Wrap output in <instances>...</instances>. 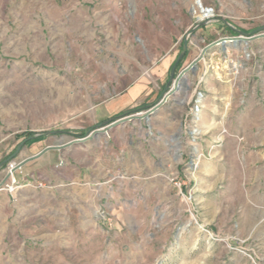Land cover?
<instances>
[{
    "label": "rangeland",
    "instance_id": "374dc122",
    "mask_svg": "<svg viewBox=\"0 0 264 264\" xmlns=\"http://www.w3.org/2000/svg\"><path fill=\"white\" fill-rule=\"evenodd\" d=\"M194 3L0 0V182L139 85L141 106L180 53L174 76L264 31V0ZM162 105L12 171L0 264H264V38L211 48Z\"/></svg>",
    "mask_w": 264,
    "mask_h": 264
},
{
    "label": "water",
    "instance_id": "95a60500",
    "mask_svg": "<svg viewBox=\"0 0 264 264\" xmlns=\"http://www.w3.org/2000/svg\"><path fill=\"white\" fill-rule=\"evenodd\" d=\"M263 27L255 29L251 34L238 31V35L235 36H226L218 38L217 40H214L208 44H206L201 50L200 53L191 60L185 67H183L175 76H174V69L177 64V61L181 58L182 53H180L172 66L171 74L168 80L167 85L165 86V91L160 95V98L151 106L147 107L143 111H137L134 113H130L127 115H122L120 117H117L116 119L106 122L105 124H102L95 129L90 130L85 136L81 138L72 139L70 141H67L63 144H54V145H47L40 151H38L35 154H32L24 159H22L15 167H13L9 173L5 176V178L0 182V188L2 187V184L5 183L7 178L9 177L10 173L14 171L15 169L21 167L25 163H27L30 160L36 159L43 155L45 152L49 150H55V149H63L64 147L72 144L80 143L88 138H90L93 135L99 134L101 131H106V129H109L111 127H114L116 125L125 123L126 121L135 120V119H148L151 115H153L155 112L158 111V109L162 106V104L169 98L170 96L174 95V93L180 88L182 82L184 81V76L189 71H194L197 63L203 58L204 54L210 50L211 48L221 45L222 48H224L225 44L228 40H231L232 42H247L258 38H264V31L262 30ZM184 48L186 47V41L183 43ZM32 139V136H29L25 138L23 141H21L15 152H18L22 146L28 141Z\"/></svg>",
    "mask_w": 264,
    "mask_h": 264
},
{
    "label": "crops",
    "instance_id": "0c3cea01",
    "mask_svg": "<svg viewBox=\"0 0 264 264\" xmlns=\"http://www.w3.org/2000/svg\"><path fill=\"white\" fill-rule=\"evenodd\" d=\"M172 65V64H171ZM169 65H167V67H165V69H162V71L159 74V78L161 79V84L162 86H156L155 90L152 92V90L147 94V96H150L148 99L146 98L145 101H143L140 105L143 106V108H146L148 106H151L157 99V97H159L160 95V91L165 89V86L168 83L169 77H170V73H167ZM144 87H142L141 85L136 86L133 90H131L130 95H129V100L127 102H110L107 103L106 105H99V109H96V111L94 112V118H95V125L94 127L98 126V125H102L112 119H114V117H117L118 115H120V113H122L123 111L127 110V109H131L133 107H135V103H133L132 98L137 95L139 93L138 89H142ZM152 92V93H151ZM190 101V97H188L185 100V103H188ZM123 103V104H122ZM170 107L168 105H162L157 112H155L152 116L155 117H162L164 113H169L170 112ZM50 151L45 152L43 155H41L40 157L30 160L27 163H25V165L30 164L36 160H38L39 158L43 157L46 154H49ZM178 163V161L176 162V164Z\"/></svg>",
    "mask_w": 264,
    "mask_h": 264
},
{
    "label": "bare ground",
    "instance_id": "6f19581e",
    "mask_svg": "<svg viewBox=\"0 0 264 264\" xmlns=\"http://www.w3.org/2000/svg\"><path fill=\"white\" fill-rule=\"evenodd\" d=\"M194 5L195 6H194V8L192 10H193V12L195 14L198 13L197 14V18L198 19H202V18L210 16L212 14V10L211 9L203 7V5L201 3V0H195ZM197 10H198V12H197ZM227 42H231V40H228ZM195 132L196 131L194 130V133Z\"/></svg>",
    "mask_w": 264,
    "mask_h": 264
},
{
    "label": "trees",
    "instance_id": "16d2710c",
    "mask_svg": "<svg viewBox=\"0 0 264 264\" xmlns=\"http://www.w3.org/2000/svg\"><path fill=\"white\" fill-rule=\"evenodd\" d=\"M179 61L180 60L177 61L176 66H178ZM173 65H174V63L171 65V68H172ZM142 109H144L143 106H139V107H134V108H131V109H127V110L123 111L122 113H120V115H118L117 117L122 116V115H127V114H130V113H134V112L140 111ZM117 117H114V119H116ZM114 119H112V120H114ZM112 120H110V121H112Z\"/></svg>",
    "mask_w": 264,
    "mask_h": 264
},
{
    "label": "built area",
    "instance_id": "2783aa9c",
    "mask_svg": "<svg viewBox=\"0 0 264 264\" xmlns=\"http://www.w3.org/2000/svg\"><path fill=\"white\" fill-rule=\"evenodd\" d=\"M11 168V167H10ZM11 170V169H10Z\"/></svg>",
    "mask_w": 264,
    "mask_h": 264
}]
</instances>
